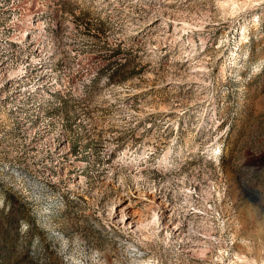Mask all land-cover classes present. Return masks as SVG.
I'll return each instance as SVG.
<instances>
[{
  "label": "rangeland",
  "instance_id": "obj_1",
  "mask_svg": "<svg viewBox=\"0 0 264 264\" xmlns=\"http://www.w3.org/2000/svg\"><path fill=\"white\" fill-rule=\"evenodd\" d=\"M0 264H264V0H0Z\"/></svg>",
  "mask_w": 264,
  "mask_h": 264
},
{
  "label": "bare ground",
  "instance_id": "obj_2",
  "mask_svg": "<svg viewBox=\"0 0 264 264\" xmlns=\"http://www.w3.org/2000/svg\"><path fill=\"white\" fill-rule=\"evenodd\" d=\"M125 215H126V222L130 224H134L135 221H137L135 218H136V214H135V211L131 208L127 209L125 211ZM138 216V215H137ZM137 226V225H136Z\"/></svg>",
  "mask_w": 264,
  "mask_h": 264
}]
</instances>
